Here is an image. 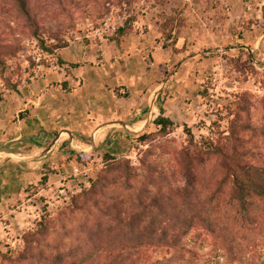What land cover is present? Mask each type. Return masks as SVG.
<instances>
[{
  "label": "rangeland",
  "instance_id": "374dc122",
  "mask_svg": "<svg viewBox=\"0 0 264 264\" xmlns=\"http://www.w3.org/2000/svg\"><path fill=\"white\" fill-rule=\"evenodd\" d=\"M108 19L116 32L97 34ZM134 33L167 49L158 73L171 87L165 98L181 103L174 127H152L123 153L79 156L77 165L103 163L92 187L55 214L41 206L16 248L1 239L0 264H264V221L241 225L229 207L214 210L225 174L205 152L235 150L264 169V0H0V102L38 72L28 44L56 58L71 43ZM187 149L204 151L193 192L179 156ZM231 186L215 197L221 204Z\"/></svg>",
  "mask_w": 264,
  "mask_h": 264
},
{
  "label": "crops",
  "instance_id": "0c3cea01",
  "mask_svg": "<svg viewBox=\"0 0 264 264\" xmlns=\"http://www.w3.org/2000/svg\"><path fill=\"white\" fill-rule=\"evenodd\" d=\"M128 49L134 53L132 67L125 58ZM166 50L157 47L151 35L137 33L121 41L101 39L85 48L71 43L56 52L60 61L56 70L38 71L31 83L4 94L0 102L4 245L19 242L17 237L37 218L38 209L71 177L80 155L99 150L123 153L127 142L156 127L160 116L175 122L172 111L179 108L180 113L181 103L165 98L171 87L159 74L160 56ZM124 91L127 97L121 96Z\"/></svg>",
  "mask_w": 264,
  "mask_h": 264
},
{
  "label": "trees",
  "instance_id": "16d2710c",
  "mask_svg": "<svg viewBox=\"0 0 264 264\" xmlns=\"http://www.w3.org/2000/svg\"><path fill=\"white\" fill-rule=\"evenodd\" d=\"M125 33V29H120L118 36H123ZM66 47L67 46L65 45L62 49ZM0 66H3L1 59ZM154 124L157 128H159V132L161 134H168V131L174 127V123L170 119L164 118L163 116L157 118L154 121ZM149 138L150 135L148 136L144 134L138 138V140L141 143H145L149 140ZM194 151H196V149ZM205 152L206 155H211L220 159V166L225 174L223 175L224 180L222 185L218 184L215 192H213L214 199L211 202L214 204V210L217 211V209H220L221 205L229 207L231 212L235 213V221L241 225L245 223L252 225L255 222L264 221V210H261L262 212L259 211V206L257 205L264 201V169L242 163L241 156H239L235 150L226 151L214 148L213 145H208ZM201 154H204V151L195 153L191 149H187L183 150V152L179 155L184 162L182 164V171L191 192L194 190V176L199 177L197 167L195 165L196 163L197 165L201 164ZM84 156L87 155H80V158L83 159ZM78 162H80L79 159ZM227 179H231L232 186L230 188L228 200L224 201L225 204H221L215 197L220 194L222 187L225 186L227 182ZM188 232L189 230L187 229L185 233Z\"/></svg>",
  "mask_w": 264,
  "mask_h": 264
},
{
  "label": "built area",
  "instance_id": "2783aa9c",
  "mask_svg": "<svg viewBox=\"0 0 264 264\" xmlns=\"http://www.w3.org/2000/svg\"><path fill=\"white\" fill-rule=\"evenodd\" d=\"M116 29V26H113L108 19L105 20L103 27L101 26L99 29H97V34L103 35L105 31L115 33ZM27 46L31 48V56L36 63L38 71L43 72L47 69L56 70L58 68L57 59L55 56L46 52L37 44V42H32ZM45 65H49V67H45ZM96 161H98V163L101 162L99 159H96ZM102 167L103 163L96 164L95 160L86 162L85 164L77 165L73 169L71 177L64 179L53 197L47 199V203L44 206L47 208L48 213L55 214V212H57L59 209L71 204L75 197L90 189L97 178V172ZM38 211L39 215L36 219H39L42 208L38 209ZM18 243L19 242L7 246V250L16 248Z\"/></svg>",
  "mask_w": 264,
  "mask_h": 264
}]
</instances>
